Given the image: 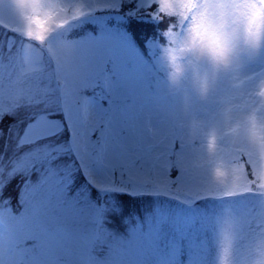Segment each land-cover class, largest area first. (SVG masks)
Here are the masks:
<instances>
[{"label": "rangeland", "instance_id": "obj_1", "mask_svg": "<svg viewBox=\"0 0 264 264\" xmlns=\"http://www.w3.org/2000/svg\"><path fill=\"white\" fill-rule=\"evenodd\" d=\"M149 7L192 21L160 32L153 63L105 26L112 16L94 15ZM88 22L96 37H75ZM0 24L18 35L0 33V119L41 110L0 143V264L264 260V0H0ZM76 161L109 193L210 203L196 213L167 201L111 234L88 192H65Z\"/></svg>", "mask_w": 264, "mask_h": 264}, {"label": "trees", "instance_id": "obj_2", "mask_svg": "<svg viewBox=\"0 0 264 264\" xmlns=\"http://www.w3.org/2000/svg\"><path fill=\"white\" fill-rule=\"evenodd\" d=\"M140 16L141 15H138L137 17H134V18H128L127 19V16L125 17V24H128L130 26H133V25H137V26H140ZM131 31H132V28H131Z\"/></svg>", "mask_w": 264, "mask_h": 264}, {"label": "clouds", "instance_id": "obj_3", "mask_svg": "<svg viewBox=\"0 0 264 264\" xmlns=\"http://www.w3.org/2000/svg\"><path fill=\"white\" fill-rule=\"evenodd\" d=\"M261 248H264V242L261 243ZM255 264H264V260L262 261H257Z\"/></svg>", "mask_w": 264, "mask_h": 264}]
</instances>
